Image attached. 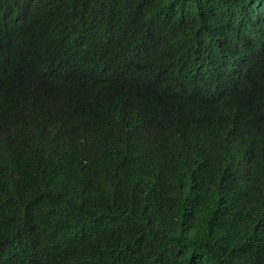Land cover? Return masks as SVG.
I'll return each instance as SVG.
<instances>
[{"label":"trees","instance_id":"16d2710c","mask_svg":"<svg viewBox=\"0 0 264 264\" xmlns=\"http://www.w3.org/2000/svg\"><path fill=\"white\" fill-rule=\"evenodd\" d=\"M0 264H264V0H0Z\"/></svg>","mask_w":264,"mask_h":264}]
</instances>
